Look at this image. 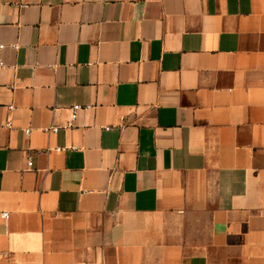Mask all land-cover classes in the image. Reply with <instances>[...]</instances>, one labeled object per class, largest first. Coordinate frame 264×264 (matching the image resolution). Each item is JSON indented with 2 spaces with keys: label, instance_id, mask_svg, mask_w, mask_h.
<instances>
[{
  "label": "crops",
  "instance_id": "crops-1",
  "mask_svg": "<svg viewBox=\"0 0 264 264\" xmlns=\"http://www.w3.org/2000/svg\"><path fill=\"white\" fill-rule=\"evenodd\" d=\"M0 44V264H264V0H0Z\"/></svg>",
  "mask_w": 264,
  "mask_h": 264
},
{
  "label": "built area",
  "instance_id": "built-area-1",
  "mask_svg": "<svg viewBox=\"0 0 264 264\" xmlns=\"http://www.w3.org/2000/svg\"><path fill=\"white\" fill-rule=\"evenodd\" d=\"M3 47H4V45H3V44H0V48H3ZM5 67H6V62H5V60H4L3 58L0 57V77H1L2 71H3V69H4ZM69 108H70V111H71V114H70V120H71V121H74V120L76 119V117H77L78 111H79L80 109H82V108H85V107H84L83 105H80V104H73V105H71ZM9 124H10V122L8 121V125H9ZM57 130H58V127H57V126H52V127H46V128H45V131H47V132H57ZM25 131H26L27 134H29L30 129L28 128V129H26ZM32 163H33V161H32V159H31V157H29V158H28V161H27L28 166H31ZM3 216H4L5 218H8V212H4V213H3Z\"/></svg>",
  "mask_w": 264,
  "mask_h": 264
}]
</instances>
